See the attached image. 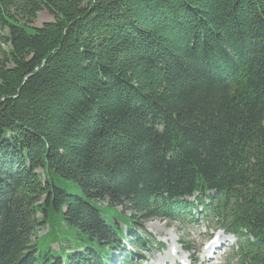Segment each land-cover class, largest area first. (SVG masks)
<instances>
[{
    "label": "trees",
    "instance_id": "16d2710c",
    "mask_svg": "<svg viewBox=\"0 0 264 264\" xmlns=\"http://www.w3.org/2000/svg\"><path fill=\"white\" fill-rule=\"evenodd\" d=\"M193 191L264 230V0H0V264H107Z\"/></svg>",
    "mask_w": 264,
    "mask_h": 264
},
{
    "label": "rangeland",
    "instance_id": "374dc122",
    "mask_svg": "<svg viewBox=\"0 0 264 264\" xmlns=\"http://www.w3.org/2000/svg\"><path fill=\"white\" fill-rule=\"evenodd\" d=\"M50 21H52V17L50 16V15H48V13L47 12H45V11H43V12H40L39 14H38V16H37V18H36V21L31 25V26H29L28 27V33L29 34H31V32H33L35 29H37V28H39V27H41L43 24H45V23H48V22H50ZM54 184L57 186V187H59V188H62V189H64L65 191H67V192H69V193H71V194H76V195H81V193H80V191L77 189V187L73 184V183H71V182H65V181H63V180H58L57 178L55 179V181H54ZM118 209H120L121 210V208H118ZM128 213V212H127ZM129 214V213H128ZM128 214H126L127 216H128ZM147 224H148V228H152V229H154L155 230V227H156V233H157V236H158V234H159V232H161L163 235H166V234H170V233H172V231H171V229H173L174 227H171V229L167 226V224L166 223H164L163 221H157V222H154V221H147L146 222ZM159 229V232L157 231L158 229ZM55 230V231H54ZM52 231H54L53 233H51L50 235H49V238L47 239V240H49V239H52V236L53 235H56V234H59V235H61V236H63L62 238H64L65 239V236L67 237V236H71V235H73V233H69L67 230H63V229H52V228H50L48 225H46L45 227H43L42 228V230L40 231V233H39V235H38V239L40 240V239H45V238H43L42 237V235H44V234H46V233H48V232H52ZM201 234V232L199 233V235ZM199 235H195L194 237H196V236H199ZM194 237H189V239L191 240V241H194ZM63 239V240H64ZM64 243V242H63ZM74 243H76V242H74ZM77 244V243H76ZM47 248L45 247V250H46ZM78 248L77 247H75V246H73L72 247V251H74L75 252V250H77ZM66 251V250H65ZM199 251H200V249H199ZM50 252L52 253V254H54V253H57V250H56V248L54 247L53 249H50ZM44 255H49L48 253H46V254H44ZM58 256H60L61 257V255L60 254H58ZM50 257V256H49ZM62 259H64V257L62 258ZM65 260V259H64ZM65 264H66V262H65Z\"/></svg>",
    "mask_w": 264,
    "mask_h": 264
},
{
    "label": "water",
    "instance_id": "95a60500",
    "mask_svg": "<svg viewBox=\"0 0 264 264\" xmlns=\"http://www.w3.org/2000/svg\"><path fill=\"white\" fill-rule=\"evenodd\" d=\"M262 204H264V201H261Z\"/></svg>",
    "mask_w": 264,
    "mask_h": 264
}]
</instances>
